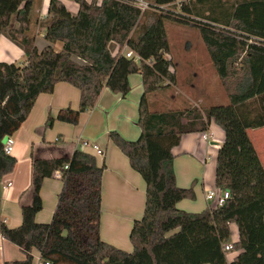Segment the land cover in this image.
<instances>
[{
	"label": "trees",
	"instance_id": "16d2710c",
	"mask_svg": "<svg viewBox=\"0 0 264 264\" xmlns=\"http://www.w3.org/2000/svg\"><path fill=\"white\" fill-rule=\"evenodd\" d=\"M147 1L157 11L141 12L131 0H76L79 11L73 15L61 0H50L48 16L40 21L45 46L39 49L32 34L35 1L0 0V35L7 32L27 58L23 66L0 63V234L25 255L6 264H33L34 250L43 264H264V166L249 135L264 127V0ZM15 14L19 27L9 29ZM167 21L199 31L229 104L150 110L148 96L176 84ZM113 43L117 54L110 49ZM126 48L143 61L127 58ZM133 74L142 76L144 87L137 122L141 136L128 141L109 134L146 183L144 215L130 234L133 251L101 239L105 166L81 150L50 159L32 152V200L22 207V225L10 229L1 219V182L17 160L4 152V140L27 120L37 98L61 82L77 88L79 108L49 115L44 130L56 121L78 125L105 88L126 97ZM213 121L225 133L215 185L231 198L222 207L189 213L177 205L196 199L195 182L189 188L177 185L173 149L184 135L208 132ZM58 171L63 188L55 214L50 223H38L42 188ZM232 225L239 229L235 243ZM229 244L238 253L231 262Z\"/></svg>",
	"mask_w": 264,
	"mask_h": 264
},
{
	"label": "crops",
	"instance_id": "0c3cea01",
	"mask_svg": "<svg viewBox=\"0 0 264 264\" xmlns=\"http://www.w3.org/2000/svg\"><path fill=\"white\" fill-rule=\"evenodd\" d=\"M34 1L32 34L37 38L38 48L42 49L45 46L43 39L45 29L41 27L40 21L48 16L50 0ZM61 1L73 15L78 14L76 0ZM14 21L9 29L19 27L17 19ZM111 45L112 53L117 54L118 47ZM170 49L168 58L173 61L176 84L149 95L150 110L162 113L199 107L198 103L207 105L205 107L211 106L208 105L209 102L216 103L218 75L215 76V68L209 60L211 58L208 56L204 58L192 47H185L183 52L181 51L182 55L175 59L171 44ZM18 61H22L21 66L26 64L27 58L23 48L11 40L7 32L2 33L0 63ZM182 71L187 78L191 76L190 86L189 83H184L187 80H182ZM129 82L131 92L126 97L105 88L97 105L92 110L81 114L78 125L56 121L51 128L44 130L49 115L55 117L62 109L77 110L79 108L80 91L77 88L61 82L56 85L53 93L41 94L37 98L27 120L12 135L15 143L11 156L17 160V164L1 182V219L10 229L22 225V207L29 205L32 200V152L34 151L40 158L50 159L71 156L75 150H81L95 156L99 167L105 166L102 177L101 239L124 251H133L130 234L134 222L142 219L144 215L146 183L142 176L131 167L128 157L109 138L111 132L119 133L128 141H137L141 136V129L137 122L139 106L144 95L142 76L133 74L129 77ZM227 103L229 104L230 100L224 104L222 102L218 104L227 105ZM210 131L212 137L208 141L202 138L203 133L187 134L182 137L180 145L173 149L177 185L189 188L195 182L196 199H185L177 205L180 210L189 213H200L212 207V202H208L206 196L208 190L215 187L216 170L213 180L208 182L204 167L207 164L209 149L219 151L225 140V133L218 127H214V124ZM249 135L264 166V127L249 130ZM59 138L61 139L58 142ZM6 141L7 138L4 143ZM83 143L99 145L104 154H96L91 148L84 147ZM9 183L11 186H8ZM62 188L61 177L54 175L53 178L45 181L41 191L44 208L37 215L38 223L52 221ZM231 232V242L235 243L239 240L238 227L232 225ZM237 255V252H229L227 255L229 262ZM33 256V264H43L39 251L34 250ZM24 259L23 251L0 234V264Z\"/></svg>",
	"mask_w": 264,
	"mask_h": 264
},
{
	"label": "rangeland",
	"instance_id": "374dc122",
	"mask_svg": "<svg viewBox=\"0 0 264 264\" xmlns=\"http://www.w3.org/2000/svg\"><path fill=\"white\" fill-rule=\"evenodd\" d=\"M16 19H17V17H16V14H15V15L12 16L9 28H11L12 22L14 23L15 22L14 20H16ZM165 28H166V32H167V35H168L169 42H170L171 46L173 47V56L175 57V59H177V56L182 55V52H183L182 50L185 47H192L196 51H198V53L201 56H204V58H205V56H208L210 58V55H208L209 54L208 50H207V48H206V46H205V44H204V42H203V40L201 38V35H200V33H199V31L197 29H195V28H193L191 26L180 25V24H177V23L169 22V21H167L165 23ZM111 46H117V45L114 44V45H111ZM57 48L59 49L60 45H57ZM209 60H211V59H209ZM22 61L21 62L18 61V62H16V64L21 65ZM211 62H212V60H211ZM211 62H210V64L213 63V62L212 63ZM215 73H216L215 76H217L218 74H217L216 70H215ZM181 74H182V80L183 81L187 80V81H184V83L185 84L189 83V81L191 80V76L187 78L185 76V72L184 71H182ZM189 86H190V83H189ZM228 100H229V92H228L226 86L224 85V82L217 76V80H216V100H215L216 103L209 102L208 105H211V106L212 105H219L218 104L219 102H222V104H224V102H227ZM198 106L201 107V108H205V106H207V105H204L202 103H198ZM213 124H214V127H216V128L218 127L220 130H222L218 125H216L214 123V121L211 124V126ZM211 126H210L209 131L206 132L207 134L208 133L211 134V131H210L211 130ZM212 142L214 143V141H212ZM215 142H216V140H215ZM217 153H218V151L212 150V149H209V151H208L207 164L204 167L205 171L207 172L208 182L212 181L213 178H214V173H215L216 166H217ZM217 189L218 188L216 187V185H215V187L211 188V190H217Z\"/></svg>",
	"mask_w": 264,
	"mask_h": 264
},
{
	"label": "built area",
	"instance_id": "2783aa9c",
	"mask_svg": "<svg viewBox=\"0 0 264 264\" xmlns=\"http://www.w3.org/2000/svg\"><path fill=\"white\" fill-rule=\"evenodd\" d=\"M131 4L133 6H135L136 8H138L139 10H141V12H145V11H157L155 9H153L150 5V3L147 0H131ZM124 53L126 55L127 58L133 60L135 63L140 64L143 59L141 58V56H139L138 54H136L135 52H133L130 49H125ZM151 62V61H149ZM211 135L208 133H203L202 138L205 141H208L209 139H211ZM14 139L12 136H8L7 137V141L4 143V152L7 155H12L13 154V150H14ZM84 147H88L91 148L96 154L98 155H103L104 152L102 150V148L99 145H92L89 143H83ZM65 169H68V166L65 167ZM56 176L61 177L62 176V172L58 171L55 173ZM8 186H11V184L9 183ZM7 188V187H6ZM231 198V194L228 190H210L208 191V194L206 196V199L208 202H212V207L210 209H215V208H219L222 207L227 200H229ZM233 249V246L231 244L227 245L225 247V251L227 253L231 252ZM228 255V254H227ZM49 264V263H47Z\"/></svg>",
	"mask_w": 264,
	"mask_h": 264
}]
</instances>
